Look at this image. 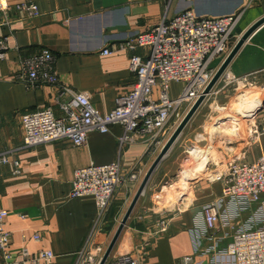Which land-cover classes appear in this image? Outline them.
I'll use <instances>...</instances> for the list:
<instances>
[{"label":"crops","instance_id":"0c3cea01","mask_svg":"<svg viewBox=\"0 0 264 264\" xmlns=\"http://www.w3.org/2000/svg\"><path fill=\"white\" fill-rule=\"evenodd\" d=\"M25 2L37 6L38 16L15 9ZM7 3L10 10L7 14L0 13V40L5 39L8 46L5 58L0 61V153L9 152V156L8 163L0 166V209L8 212L5 230L10 234L9 264H31L25 260L23 250L30 256L40 251L51 252L54 258L50 264H75L78 253L89 242L97 210L92 196L68 198L74 172L90 165L110 164L121 153L125 182L104 215L100 229V236H103L102 230H117L161 149L134 144L119 152L117 139L122 134L119 126L111 127L105 134L90 133L83 147L59 140L22 148L21 117L48 108L59 117L61 112L55 98L60 86L88 94L94 108L106 115L113 109L116 97L132 89L135 77L129 71L131 52L112 51L104 55L105 49L111 50L137 33L156 26L164 17L171 18L187 9L201 18L242 13L235 30V35L241 36L264 16V0H7ZM41 49H48L54 55L59 86L26 88L14 80L19 61ZM144 52L138 49L132 54L143 56ZM221 62L222 58L213 65L218 67ZM263 69L264 24L248 37L228 66L237 77ZM171 86L170 95L175 98L181 86L179 89L174 84ZM256 89L264 91L263 76L257 81ZM204 107L193 116L153 173L123 229L115 257L127 250L140 264H186L185 257L192 258L188 264H210L215 259L218 264H228L231 258L225 250L234 233L242 228L264 226V194L252 203L223 198L220 183L206 178L190 180L192 173L188 167L184 169L181 165L172 175L168 169L164 170V163L173 160L175 149L182 146L183 153L189 151L192 156L188 163H195L191 168L200 171L201 157L190 150L205 148L212 141L207 133L228 140L232 128L241 131V127L228 121L236 112L233 108L229 117L214 121L206 129L201 123V133H194L184 147L183 136ZM257 119L264 124V103L258 109ZM173 132L171 130L166 141ZM229 141L225 147L220 142L211 146L210 170L219 168L230 158L254 162L264 155V134L256 145L246 148L239 141ZM177 161L175 158L174 162ZM133 170L141 172L137 182L127 179ZM176 178L183 184L188 182L189 192L185 193L188 198L182 202L183 198H179L170 209L164 197ZM212 203L218 205L219 221L215 230L207 231L202 210ZM163 213L170 220L167 232L148 239L145 232L153 228V222ZM35 234L39 236L38 241L32 238ZM0 264H5L1 255Z\"/></svg>","mask_w":264,"mask_h":264},{"label":"built area","instance_id":"2783aa9c","mask_svg":"<svg viewBox=\"0 0 264 264\" xmlns=\"http://www.w3.org/2000/svg\"><path fill=\"white\" fill-rule=\"evenodd\" d=\"M15 9L25 11L34 17L39 14L37 6L33 3L25 2L17 5ZM9 10L7 0H0V13L7 14ZM241 16L242 13H237L218 18H201L193 10L187 9L171 18L164 17L156 26L137 33L127 41L113 46L111 50L105 49L104 55L112 51L131 52L129 71L135 77L132 89L117 96L113 109L108 114L101 115L92 105L88 94L73 91L68 86H60L61 90L55 98L61 112L59 117H55L49 108L26 113L21 117L22 148H34L59 140H66L74 147H83L90 133L105 134L111 127L119 126L122 129V134L117 139L119 152L134 144H145L148 148L162 149L166 137L171 130L177 128L191 106L202 95L236 43L235 30ZM138 49L145 51L143 56L132 54ZM7 50L6 40L1 39L0 61L5 58ZM220 58H222L221 64L215 67L214 62ZM54 63V55L48 49H41L29 57L20 59L14 80L31 89L44 85L59 86ZM262 76L264 77V69L237 77L227 68L205 97L200 108L212 102L211 112L218 114L216 120H219L232 114L233 102H239L252 89L257 93L256 101L253 102L256 106L251 105V107L258 108L264 103V91L256 89L257 81ZM172 84L181 86L175 98L170 95ZM231 93V97L226 96L230 98L226 103L218 101L217 97L220 94ZM257 108L251 112L245 109L243 112L240 111L242 114L233 115L232 119L228 118V121L236 127H239L241 118L249 120L241 126V132L232 128V136L235 135L233 142H241L244 148L256 145L260 136L264 134V124L256 121L259 109ZM212 145L214 143L211 141L205 148L194 147L190 150L193 152L198 149L195 154L200 155L202 162L200 171L188 166L192 173L190 180L206 178L220 183L223 198L245 203L259 201L260 196L264 194V155H260L254 162H247L238 157L230 158L222 162L219 168L210 170L209 156ZM188 155L191 157L189 151ZM8 156L9 152L0 153V166L8 163ZM120 156L121 153L110 164L90 165L74 172L68 198L92 196L97 210V219L89 242L78 253L75 264H99L102 258L101 245H96L101 223L118 188L125 182ZM140 176L139 170H133L127 179L129 182H137ZM180 200L183 201L184 198ZM217 208V203L203 207L202 219L207 231L216 229L219 221ZM165 214L163 213L162 217L153 222L150 231L145 232L147 237L149 236L148 239L167 232L170 220ZM7 216L8 212L0 209V255L5 264H9L11 258L8 253L10 234L5 230ZM32 238L35 241L39 240L37 234ZM225 254L229 259L231 258L228 264H264V226L236 231ZM23 256L31 264L41 262L50 264L54 258L49 251H40L37 255L30 256L26 250H23ZM191 260V257L183 259L186 264ZM106 264L140 263L125 250L122 255L111 260L108 258ZM210 264H218V262L215 259Z\"/></svg>","mask_w":264,"mask_h":264},{"label":"rangeland","instance_id":"374dc122","mask_svg":"<svg viewBox=\"0 0 264 264\" xmlns=\"http://www.w3.org/2000/svg\"><path fill=\"white\" fill-rule=\"evenodd\" d=\"M237 37L235 38V40H234V42H236V40H237V38L239 37L240 38V36H238V35H236ZM174 85H176L177 87H178V89L180 88V85H177V84H174ZM171 88H172V86H171ZM256 93H257V91L255 90V89H252L251 90V92L249 93V94H247L246 96H244L242 99H240V101L239 102H233L234 104V106H232L231 108H237L238 107V109H239V107H242L243 108V110L245 109L244 107L245 106H243V102L245 101V99H248V98H250V100H251V98L252 97H254L255 98V95H256ZM222 96V97H221ZM226 96H229V97H231L232 96V93L231 94H229V95H225V94H220V98L218 99V101L220 102V103H226L230 98H228V97H226ZM255 100V99H254ZM232 101V100H231ZM251 102V101H250ZM212 102H208L206 105H205V107L202 109V111H201V113L199 114V116L198 117H196V119L193 121L194 123H192V125H190L189 127H188V129L186 130V132H185V134H184V136H183V141H184V147H186L187 146V143H189L188 141H189V139H191V136H193L194 135V133H196V134H198V133H201V130H200V125H201V123H204V126H205V129L207 128V127H209V126H211L212 124H214V121H216V119H218V117L217 116H219L218 114H215V113H212L211 112V108H210V104H211ZM263 104V103H262ZM262 104L260 105V106H262ZM248 106H247V110H250V112L252 111V110H254V109H256L257 107H255V108H253V107H251V105H254V106H256V104L255 103H249V104H247ZM259 106V107H260ZM258 107V108H259ZM257 108V109H258ZM257 111V110H256ZM257 113H258V111H257ZM249 120L248 119H245V118H241V121H240V123L238 124V126L239 127H241V126H244L245 124H246V122H248ZM256 121H258V119H256ZM192 126V127H191ZM203 126V127H204ZM245 128V127H244ZM242 129H243V127H242ZM241 132V131H240ZM243 132V131H242ZM206 133H207V130H206ZM189 135L188 136V138H186L185 136L186 135ZM207 137H208V139H210V140H212V142L214 143V144H216V143H219L220 142V144L223 146V147H225L226 146V144L228 143V141L230 140V142L232 141H235V135H233L232 137H230V138H228V140H225V138H222V136H216V137H213V136H211L210 134H208L207 133ZM209 141V140H208ZM208 143H211V141H209ZM211 145V144H210ZM217 146V145H216ZM177 150V151H176ZM175 152H176V155L174 156V158H173V160H171V161H167V162H165L164 163V170H167L168 169V172H169V174L170 175H172V174H175V173H177V170H178V168L179 167H181V165H182V167L184 168V167H188V166H193L194 165V163L193 164H189L188 163V161L189 160H192L191 159V157H189V155L188 154H185V153H183V147L182 146H180V147H178V148H176L175 149ZM180 156H183V157H181V159H179L180 158ZM175 158H177V163L176 162H174V160H175ZM183 158V159H182ZM174 162V163H173ZM173 163V164H172ZM172 164V165H171ZM186 168H184V169H186ZM183 169V170H184ZM178 176V175H177ZM176 176V177H177ZM180 177H182L181 175H180ZM156 180H157V177H156ZM155 180V181H156ZM173 182H172V185H170L169 187H168V189L169 190H167L169 193H168V195H166L165 194V200H164V202H165V204H166V206H168L170 209H172L173 208V204H175L177 201H178V199L179 198H188V195H185V193H187V192H189V188H188V186H186L187 184H188V182H186V184H185V182H184V184L183 183H181L180 181L181 180H179V179H173L172 180ZM190 181V180H189ZM164 183V182H163ZM172 188V189H171ZM168 201H170L168 204H167V202ZM181 202H182V200H181ZM183 207V206H182ZM106 229V228H105ZM123 232V231H122ZM121 232V234L123 235L124 234V232L122 233ZM101 233H102V235L103 236H99L98 238H97V243H96V245H101L100 246V254L103 256L104 255V253H105V251L107 250V247H108V245H109V243L111 242V239L113 238V235H114V233L115 232H113L112 230H110L109 228L107 229V232H106V230H102L101 231ZM121 235H120V237H119V239H118V241L116 242V244H115V246H114V248H113V250H112V253H111V255H110V260L113 258V257H115V253H116V251L118 250V246H119V243L121 242ZM98 239H99V241H98Z\"/></svg>","mask_w":264,"mask_h":264},{"label":"water","instance_id":"95a60500","mask_svg":"<svg viewBox=\"0 0 264 264\" xmlns=\"http://www.w3.org/2000/svg\"><path fill=\"white\" fill-rule=\"evenodd\" d=\"M263 24H264V16L262 18H260L259 20H257L252 26H250L240 36V38L236 41V43L234 44V46L232 47V49L230 50V52L228 53V55L226 56V58L224 59L222 64L217 69L215 75L213 76L212 80L210 81L208 86L203 91L202 95L191 106V108L185 114L184 118L181 120V122L179 123L177 128L174 130V132L171 134L169 139L166 141V143L162 147L161 151L159 152L157 158L154 160V162L152 163L151 167L147 171L145 177L143 178V180H142V182H141V184H140V186H139L134 198L132 199V201H131V203H130V205H129V207H128V209H127V211H126V213H125V215L123 217V219L121 220L117 230L115 231V233L113 235V238L111 239V242L109 243V245L107 247V250L105 251L104 255L102 256L99 264H106L108 258L110 257V255L112 253V250H113L116 242L118 241V239H119V237L121 235V232L125 228L126 223H127L128 219L130 218V216H131V214H132V212H133L138 200L144 194V191H145V189H146V187H147V185H148L153 173L155 172V170L158 168L160 163L168 156L170 150L172 149V147L174 146V144L176 143L178 138L181 136V134L183 133L184 129L187 127V125L189 124V122L191 121L193 116L196 114L197 110L200 108V106L204 102L205 97L210 93L212 88L216 85V83L220 79L221 75L228 68V66L230 65V62L235 57V55L238 53V51L243 46L245 41L248 39V37L256 29H258Z\"/></svg>","mask_w":264,"mask_h":264},{"label":"bare ground","instance_id":"6f19581e","mask_svg":"<svg viewBox=\"0 0 264 264\" xmlns=\"http://www.w3.org/2000/svg\"><path fill=\"white\" fill-rule=\"evenodd\" d=\"M255 98L254 97H252L251 98V100H250V98H248V99H245V101L243 102V106H245L244 108L246 109L247 108V104H249V103H252V102H255L256 101V99L254 100ZM251 101V102H250ZM244 109V110H245ZM236 112H235V114H233V115H236V114H242L240 111H242L243 112V108L242 107H239V109H238V107L236 108V110H235ZM238 112V113H237ZM228 116H230V115H228ZM226 117V116H225ZM214 132H215V134H217V130H215L214 129ZM194 152V151H193ZM195 152H197L196 150H195Z\"/></svg>","mask_w":264,"mask_h":264}]
</instances>
